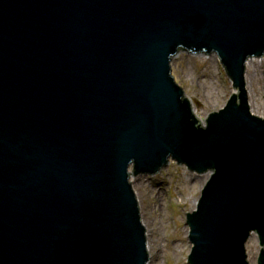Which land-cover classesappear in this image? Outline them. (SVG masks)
Instances as JSON below:
<instances>
[{
	"label": "water",
	"instance_id": "water-1",
	"mask_svg": "<svg viewBox=\"0 0 264 264\" xmlns=\"http://www.w3.org/2000/svg\"><path fill=\"white\" fill-rule=\"evenodd\" d=\"M181 52L217 55L234 82L205 128ZM262 56L264 0H0V264H148L129 169L171 161L214 171L187 213L189 264H250L253 234L264 264V119L245 81Z\"/></svg>",
	"mask_w": 264,
	"mask_h": 264
},
{
	"label": "rangeland",
	"instance_id": "rangeland-1",
	"mask_svg": "<svg viewBox=\"0 0 264 264\" xmlns=\"http://www.w3.org/2000/svg\"><path fill=\"white\" fill-rule=\"evenodd\" d=\"M172 68L176 82L193 100L199 119L223 108L234 92L233 84L217 56H194L183 52L173 60ZM248 75L246 84L251 110L255 111V115L264 117L262 59L258 68L252 69ZM209 177L193 174L171 161L157 175L138 176L132 181L147 240L156 243L153 251L148 249V264H189L193 245L189 239L187 213L196 211ZM248 245V260L251 263L254 259L256 264L260 250L257 236L254 235ZM184 248V254L175 255V252L183 251Z\"/></svg>",
	"mask_w": 264,
	"mask_h": 264
},
{
	"label": "bare ground",
	"instance_id": "bare-ground-1",
	"mask_svg": "<svg viewBox=\"0 0 264 264\" xmlns=\"http://www.w3.org/2000/svg\"><path fill=\"white\" fill-rule=\"evenodd\" d=\"M182 53V52H181ZM180 53V54H181ZM215 55V54H214ZM194 56H204V55H194ZM261 59H262V63H264V56H262V57H253V58H250L248 61H247V63H246V73H245V79H246V76H249L248 75V72H250L252 69H254V68H258V66H259V62L261 61ZM174 60V59H173ZM173 62V61H172ZM171 62V63H172ZM171 66H172V64H171ZM173 69V68H172ZM172 72H173V70H172ZM175 77V76H174ZM248 78V77H247ZM230 80H231V82H232V84H233V87H234V82H233V80L231 79V78H229ZM175 81H176V79H175ZM179 85V84H178ZM180 86V85H179ZM181 87V86H180ZM182 88V87H181ZM234 91H235V89H234ZM237 91H239V88H237ZM232 96H233V94H232ZM248 97H249V95H248ZM231 99V97L229 98V100ZM229 100H228V102H229ZM228 102L226 103V104H228ZM194 102H193V100H192V104H193ZM193 115L196 117V118H198V117H200L199 116V114L196 112V109L194 108V104H193ZM251 107V106H250ZM251 112H252V110H251ZM255 112V111H254ZM254 112H252L253 114H254ZM255 115V114H254ZM255 116H257V117H260V118H262V119H264V117H261V116H258V115H255ZM208 117H209V115L206 117V118H203L202 117V119L200 120V119H198L199 120V122L201 123H199L198 124V126H201L202 125V127L203 128H205L206 127V121L208 120ZM183 167H185V168H187V166H184L183 165ZM210 171H212V172H214L213 170H209L207 173H212V172H210ZM135 173V169L133 168V167H131L130 169H129V183H132V181H134L135 180V178L136 177H138V176H144V177H148V176H153V175H145V174H140V175H135L134 174ZM195 173V172H194ZM132 188H133V190H134V187H133V183H132ZM134 192H135V190H134ZM253 242V241H252ZM248 245V244H247ZM147 246H148V249H149V251H153L154 250V248H155V246H156V243H155V241L154 240H147ZM179 247H180V244L178 245ZM249 247H250V245H248ZM253 246V245H252ZM186 251V248H184L183 249V251H177V252H175L176 254L175 255H182V254H184V252ZM178 263H180V262H178ZM251 264H255V260L254 259H252L251 260Z\"/></svg>",
	"mask_w": 264,
	"mask_h": 264
}]
</instances>
